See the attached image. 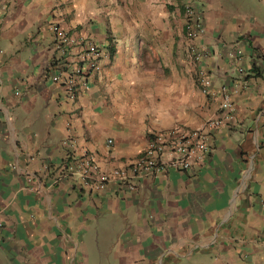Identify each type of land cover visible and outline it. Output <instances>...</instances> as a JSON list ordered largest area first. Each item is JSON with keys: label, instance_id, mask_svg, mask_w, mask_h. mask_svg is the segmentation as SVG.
I'll use <instances>...</instances> for the list:
<instances>
[{"label": "crops", "instance_id": "obj_1", "mask_svg": "<svg viewBox=\"0 0 264 264\" xmlns=\"http://www.w3.org/2000/svg\"><path fill=\"white\" fill-rule=\"evenodd\" d=\"M52 25L101 48L73 98L51 76L81 50ZM223 90L231 118L187 170L100 192L63 172L66 153L128 164L152 133L218 116ZM0 264H264V0H0Z\"/></svg>", "mask_w": 264, "mask_h": 264}, {"label": "built area", "instance_id": "obj_2", "mask_svg": "<svg viewBox=\"0 0 264 264\" xmlns=\"http://www.w3.org/2000/svg\"><path fill=\"white\" fill-rule=\"evenodd\" d=\"M183 13L186 52L190 62L197 63L205 56V51L195 44V39L204 31L201 15L188 5L184 6ZM50 29L58 46L67 48L78 45L81 50L69 70L59 68L58 72L51 76L52 81H61L68 97L73 98L76 88L84 85L88 76L100 72L101 48L89 39H76L55 25L50 26ZM236 53L239 54V51ZM232 55L229 53V57ZM237 70L241 72L242 68ZM196 82L203 94L208 92L210 77L203 69H197ZM231 111L229 94L223 90L218 116L207 119L200 127L193 129L174 126L152 133L141 153L128 164L106 170L99 166L91 153L84 152L77 157L66 153L62 170L65 174L76 176L83 187L93 192H100L110 184L119 190H133L135 182L142 178L157 177L167 169L185 171L192 162L200 160L209 148V131L230 119ZM109 142L110 140H107V143Z\"/></svg>", "mask_w": 264, "mask_h": 264}]
</instances>
